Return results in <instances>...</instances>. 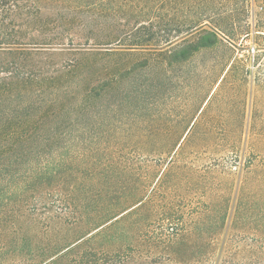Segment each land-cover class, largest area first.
Returning a JSON list of instances; mask_svg holds the SVG:
<instances>
[{
    "label": "rangeland",
    "instance_id": "obj_1",
    "mask_svg": "<svg viewBox=\"0 0 264 264\" xmlns=\"http://www.w3.org/2000/svg\"><path fill=\"white\" fill-rule=\"evenodd\" d=\"M14 4L0 264H264V0Z\"/></svg>",
    "mask_w": 264,
    "mask_h": 264
},
{
    "label": "trees",
    "instance_id": "obj_2",
    "mask_svg": "<svg viewBox=\"0 0 264 264\" xmlns=\"http://www.w3.org/2000/svg\"><path fill=\"white\" fill-rule=\"evenodd\" d=\"M110 3V2H114V3H119L121 2L126 3V5H132L128 10L127 13L129 15H131L132 17L138 18L141 16H144L145 10L141 7V5L143 4H148L149 2H153L154 0H0V13L3 14H9L10 13V7L8 8V5H15L14 3H16V5H18L19 3H22V11L26 14L27 17L29 18H38L41 14H42V6L43 5H48V4H62V5H67L68 7L73 8L70 13L67 16H71L72 19H77L78 18V14L83 11L84 6H88V5H97L99 3ZM16 7V6H15ZM58 17L60 18V21L67 20V17L64 15H61L58 13ZM201 26L200 24L197 25H193L189 27V30H194L195 28L199 29ZM5 28V27H4ZM144 28V25H141V27H139L138 30ZM205 34H207L209 37H211V41H206L203 42V38H200L199 41H196L195 46L194 45H190L187 47V49L192 50L194 47L196 48H210L214 45H216L217 43H219V35L218 33H216L215 31L212 32H205ZM143 43V41L140 39L138 41V43H136V45H141ZM184 57L182 59L179 60H183ZM9 135H7L6 133L3 134V131L0 130V137H8ZM15 139V137H14ZM14 150L13 148H10L8 151L6 152H10ZM15 152V151H14ZM15 154V153H14ZM10 161V160H9ZM12 164V163H10ZM13 165H3L0 166V181H1V177L5 176L4 175V170L5 168H10ZM45 171H48V168L44 169ZM7 172V171H6ZM9 172V171H8ZM41 179H44L43 177H41ZM33 181V180H32ZM33 183V182H30ZM28 182L22 181L20 183H14L13 184V191L12 194H19L20 191L24 190L23 186H29L31 185ZM8 188V187H7ZM10 190L9 188L6 190L8 191ZM9 192V191H8ZM0 193H3L2 187L0 188ZM65 207L68 208L67 203H65Z\"/></svg>",
    "mask_w": 264,
    "mask_h": 264
}]
</instances>
